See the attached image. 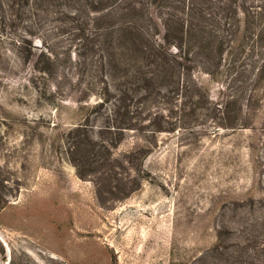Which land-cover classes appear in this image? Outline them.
I'll use <instances>...</instances> for the list:
<instances>
[{"label":"rangeland","instance_id":"obj_1","mask_svg":"<svg viewBox=\"0 0 264 264\" xmlns=\"http://www.w3.org/2000/svg\"><path fill=\"white\" fill-rule=\"evenodd\" d=\"M15 10L0 0V264H264V82L253 130L145 123L79 175L68 131L84 125L101 150L117 93L100 94L122 77L75 63L80 20ZM194 78L214 99L220 86Z\"/></svg>","mask_w":264,"mask_h":264},{"label":"trees","instance_id":"obj_2","mask_svg":"<svg viewBox=\"0 0 264 264\" xmlns=\"http://www.w3.org/2000/svg\"><path fill=\"white\" fill-rule=\"evenodd\" d=\"M4 5L16 15L15 8L31 7L80 20L73 30L75 63L90 58L105 78L122 77L120 84L104 82L100 94L117 93L109 101L112 119L101 127L110 134L101 150L84 125L68 131L66 154L79 175L83 169L95 172L103 164L97 158L116 149L120 135L140 133L145 123L155 128L167 120L176 127L203 116L231 133L253 130L264 82V0H4ZM151 10L160 40L148 32V22L158 26ZM194 72L220 86L214 99ZM130 92H139L136 106L122 103ZM198 110L206 113L199 116ZM139 186L138 180L133 183L134 190Z\"/></svg>","mask_w":264,"mask_h":264}]
</instances>
